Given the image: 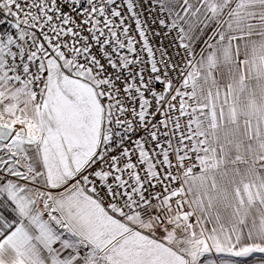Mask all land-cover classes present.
<instances>
[{
	"label": "snow or ice",
	"instance_id": "6c2138e0",
	"mask_svg": "<svg viewBox=\"0 0 264 264\" xmlns=\"http://www.w3.org/2000/svg\"><path fill=\"white\" fill-rule=\"evenodd\" d=\"M0 16V264H264V0Z\"/></svg>",
	"mask_w": 264,
	"mask_h": 264
},
{
	"label": "built area",
	"instance_id": "2783aa9c",
	"mask_svg": "<svg viewBox=\"0 0 264 264\" xmlns=\"http://www.w3.org/2000/svg\"><path fill=\"white\" fill-rule=\"evenodd\" d=\"M3 27L0 29V31H3V30H7L8 28V25L7 23H5L4 25H2Z\"/></svg>",
	"mask_w": 264,
	"mask_h": 264
},
{
	"label": "rangeland",
	"instance_id": "374dc122",
	"mask_svg": "<svg viewBox=\"0 0 264 264\" xmlns=\"http://www.w3.org/2000/svg\"><path fill=\"white\" fill-rule=\"evenodd\" d=\"M0 18H4V17L0 16ZM2 27H3V26H2V25H0V29H1Z\"/></svg>",
	"mask_w": 264,
	"mask_h": 264
}]
</instances>
